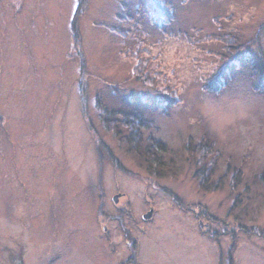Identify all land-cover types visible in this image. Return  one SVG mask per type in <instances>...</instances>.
Segmentation results:
<instances>
[{"label":"rangeland","instance_id":"obj_1","mask_svg":"<svg viewBox=\"0 0 264 264\" xmlns=\"http://www.w3.org/2000/svg\"><path fill=\"white\" fill-rule=\"evenodd\" d=\"M225 34L254 60L217 68L231 56L207 37ZM113 110L173 155L214 141L223 185L200 191L180 160L149 176L105 131ZM263 178L264 0H0V264H228L232 245L233 264H264Z\"/></svg>","mask_w":264,"mask_h":264},{"label":"trees","instance_id":"obj_2","mask_svg":"<svg viewBox=\"0 0 264 264\" xmlns=\"http://www.w3.org/2000/svg\"><path fill=\"white\" fill-rule=\"evenodd\" d=\"M161 13L162 11H159L157 8L150 10V15L154 20H158ZM207 38L221 41L225 44L228 55L231 56L230 59L225 61L224 56H222L223 63L218 65L217 68H226L231 64L237 65L241 61V57H237L236 55L244 50H246L244 59L246 61L254 60L248 50V46L255 42V40L246 43L241 42L240 44L231 34L213 35L210 37L208 36ZM262 55L263 54H260L258 57H262ZM142 65L143 63L139 62L138 65L133 67L132 72L137 80L141 81L143 85L151 87L155 90L158 95L157 104L162 106L165 101L169 105L176 104L178 102L177 89L171 86H165L163 89H158L156 77L147 73L146 68H143ZM253 69H255L254 64ZM217 77L218 76L216 74L210 75L208 80H212ZM204 85L211 93L219 92V90L213 91L210 89L207 82ZM145 99L148 101L147 98ZM106 113L107 117L102 120V125L105 131L110 133L115 138L118 147L130 154L136 160L137 164L143 168L149 176H153L155 178H169L176 176L179 171L178 160H180L187 164L188 167H194L192 176L196 180L197 187L200 191L207 192L210 190H216L223 185V177L218 176L215 178L216 169L218 167L219 151L216 149L214 141L204 137L197 140H194L193 137H188L184 144V151L186 154L173 155L169 151L166 143L155 137L152 132L147 135L144 134V130L151 128V122H149L148 119H145L142 115L117 110ZM119 166L122 169L120 164ZM241 177L242 171L240 169L233 171L229 184L230 191L237 189ZM238 201L239 197L236 198V202ZM100 210L102 211V209H99V211ZM101 211L100 214L104 216L103 219L106 221L108 214L102 213ZM258 233L264 238V231H258ZM234 248L235 247L232 245L227 253L228 264H233ZM133 256L134 255L132 253L131 258H133Z\"/></svg>","mask_w":264,"mask_h":264},{"label":"water","instance_id":"obj_3","mask_svg":"<svg viewBox=\"0 0 264 264\" xmlns=\"http://www.w3.org/2000/svg\"><path fill=\"white\" fill-rule=\"evenodd\" d=\"M120 194H121V193H116V194H114V195L112 196V200H113L114 202H116ZM152 212H153V208L150 207L145 213L142 214V218L145 219V220H146V219H149V218L151 217Z\"/></svg>","mask_w":264,"mask_h":264}]
</instances>
